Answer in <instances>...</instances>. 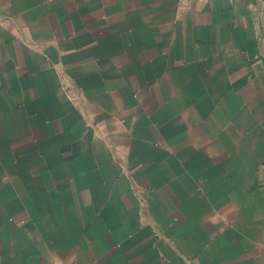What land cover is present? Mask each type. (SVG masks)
I'll list each match as a JSON object with an SVG mask.
<instances>
[{"label":"crops","instance_id":"1","mask_svg":"<svg viewBox=\"0 0 264 264\" xmlns=\"http://www.w3.org/2000/svg\"><path fill=\"white\" fill-rule=\"evenodd\" d=\"M0 264H264V0H0Z\"/></svg>","mask_w":264,"mask_h":264}]
</instances>
